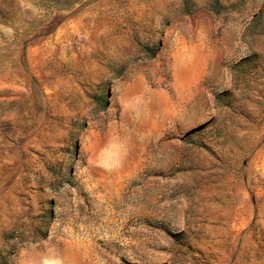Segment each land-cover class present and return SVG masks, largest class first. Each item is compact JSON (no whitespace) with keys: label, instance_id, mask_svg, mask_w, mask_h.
<instances>
[{"label":"rangeland","instance_id":"obj_1","mask_svg":"<svg viewBox=\"0 0 264 264\" xmlns=\"http://www.w3.org/2000/svg\"><path fill=\"white\" fill-rule=\"evenodd\" d=\"M0 264H264V0H0Z\"/></svg>","mask_w":264,"mask_h":264}]
</instances>
